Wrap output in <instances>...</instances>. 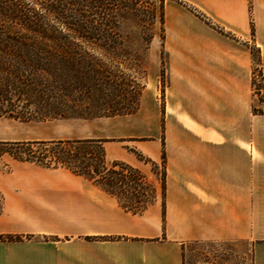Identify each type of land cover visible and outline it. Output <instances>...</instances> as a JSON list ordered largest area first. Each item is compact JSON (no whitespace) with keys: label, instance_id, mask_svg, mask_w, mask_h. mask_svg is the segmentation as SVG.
Segmentation results:
<instances>
[{"label":"crops","instance_id":"0c3cea01","mask_svg":"<svg viewBox=\"0 0 264 264\" xmlns=\"http://www.w3.org/2000/svg\"><path fill=\"white\" fill-rule=\"evenodd\" d=\"M184 1L211 25L191 13L173 22L166 6L164 105L149 93L93 137L145 174L139 157L160 166L164 151L152 200L134 214L87 177L20 165L0 174V236L21 237L0 241V264H208L185 259L202 243H245L264 264V114L251 95L256 60L264 74V0Z\"/></svg>","mask_w":264,"mask_h":264},{"label":"trees","instance_id":"16d2710c","mask_svg":"<svg viewBox=\"0 0 264 264\" xmlns=\"http://www.w3.org/2000/svg\"><path fill=\"white\" fill-rule=\"evenodd\" d=\"M155 4L146 7L136 0H0V117L44 121L129 113L103 102L107 95L104 86L110 85V78L90 52L121 60L131 57L140 64L131 39L142 37L147 24L152 27L156 20L163 31L164 8ZM103 142L77 139L1 145L9 146L3 152L17 161L65 168L118 198L113 191L115 178L126 186L139 183L144 176L127 164L108 166ZM117 165L120 171L114 169ZM151 195L152 199L154 190ZM147 200L138 197L134 204H119L137 214ZM19 240L20 236H0V241Z\"/></svg>","mask_w":264,"mask_h":264},{"label":"rangeland","instance_id":"374dc122","mask_svg":"<svg viewBox=\"0 0 264 264\" xmlns=\"http://www.w3.org/2000/svg\"><path fill=\"white\" fill-rule=\"evenodd\" d=\"M128 1V0H127ZM131 1V0H130ZM139 4L149 7L152 4H162L164 8V24L163 31L158 20L152 25L147 24V30L141 32L142 37L137 35L131 39L132 49L140 56V64H135L133 58H111L101 52H90L91 58L105 68V75L109 77V86H104L103 102L110 103L119 111L129 112L122 115L112 117H98L93 119H49L44 121L23 120L21 118H11L7 116L0 117V174H13L20 165H33L30 162H22L15 160L6 152L10 147L6 143L16 142H36V141H54V140H77V139H95L96 135L110 134L112 129L117 125L129 119L130 115H137L145 103V95L151 94L153 97L160 99L161 105H164V88L166 85L167 71V50L165 46L167 32L174 31V21L181 20L188 22L187 15L189 13L198 17L205 24H210V19L201 10L194 8L191 4L184 0H136ZM251 4V0H250ZM166 6L174 7V20H169L168 26L166 17ZM251 6V5H250ZM145 25L148 22H144ZM134 36V35H131ZM153 36V37H152ZM130 42V43H131ZM147 47L144 49L143 47ZM256 53V52H255ZM262 66L259 61L253 64V76ZM251 86V95L253 98V111L258 114H264V103L262 97L254 96ZM130 110V111H129ZM103 140V139H99ZM106 140H104L105 142ZM103 142V143H104ZM104 148V147H103ZM106 157V156H105ZM147 167V173H141L144 180L139 183L123 184L119 183V178H115L117 185L113 186V191L118 193L119 203L134 204L138 197L142 200L150 202L152 190H154L155 179L160 183L163 179V164L154 166L146 165L147 160L139 157ZM108 166L117 163L125 164L120 161H111L106 158ZM45 168V167H41ZM45 169H65V168H45ZM120 171L117 165L114 168ZM67 170V169H66ZM73 174V173H72ZM126 174V173H123ZM127 175V174H126ZM129 192L126 193L124 188ZM143 195V196H142ZM151 195V196H150ZM147 204V203H146ZM185 259L199 262H207L208 264H251L250 247L245 243H202L189 246L185 251Z\"/></svg>","mask_w":264,"mask_h":264},{"label":"built area","instance_id":"2783aa9c","mask_svg":"<svg viewBox=\"0 0 264 264\" xmlns=\"http://www.w3.org/2000/svg\"><path fill=\"white\" fill-rule=\"evenodd\" d=\"M252 90L254 96H261L262 103H264V74L260 68H258L253 76Z\"/></svg>","mask_w":264,"mask_h":264}]
</instances>
